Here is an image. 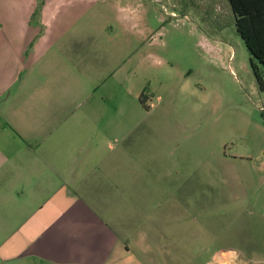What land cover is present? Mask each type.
Masks as SVG:
<instances>
[{"label": "rangeland", "instance_id": "1", "mask_svg": "<svg viewBox=\"0 0 264 264\" xmlns=\"http://www.w3.org/2000/svg\"><path fill=\"white\" fill-rule=\"evenodd\" d=\"M0 31L24 50L9 89L62 117L93 102L127 162L173 168L177 202L157 182L140 204L171 251L134 242L138 261L264 264V68L228 0H0Z\"/></svg>", "mask_w": 264, "mask_h": 264}, {"label": "crops", "instance_id": "2", "mask_svg": "<svg viewBox=\"0 0 264 264\" xmlns=\"http://www.w3.org/2000/svg\"><path fill=\"white\" fill-rule=\"evenodd\" d=\"M15 43L0 31V264H142L134 242L171 251L167 240L153 239L152 223L142 226L140 204L152 203L141 189L157 182L163 199L177 202L173 168L127 162V149L111 143L124 132L94 115L93 102L62 117L26 96L25 78L9 89L24 61Z\"/></svg>", "mask_w": 264, "mask_h": 264}, {"label": "trees", "instance_id": "3", "mask_svg": "<svg viewBox=\"0 0 264 264\" xmlns=\"http://www.w3.org/2000/svg\"><path fill=\"white\" fill-rule=\"evenodd\" d=\"M234 17L235 29L250 55L264 68V0H228ZM255 77L262 89L260 76L253 65ZM144 93L139 100L144 108Z\"/></svg>", "mask_w": 264, "mask_h": 264}]
</instances>
